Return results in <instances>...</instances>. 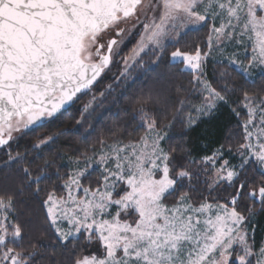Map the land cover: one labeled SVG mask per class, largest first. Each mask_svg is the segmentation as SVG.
<instances>
[{
	"label": "snow or ice",
	"instance_id": "6c2138e0",
	"mask_svg": "<svg viewBox=\"0 0 264 264\" xmlns=\"http://www.w3.org/2000/svg\"><path fill=\"white\" fill-rule=\"evenodd\" d=\"M205 23L211 25L207 50L196 44L166 52L168 42L179 44L185 30ZM137 25L143 31L123 58L121 75L149 51L157 60L168 55L182 63L207 93L194 107L197 115L187 114L189 129L201 117L212 118L236 91L228 67L247 77L253 68L264 69V0H0V147L59 119L78 94L91 90ZM245 38L252 47L247 63L238 51L227 52L228 42L244 47ZM214 53L217 63L228 66L219 72V87L206 78ZM240 91L247 116L243 142L235 153L220 144L201 157L198 171L187 154V163L177 162L183 145L165 147L164 129L172 125L148 110L151 94L136 99L141 135L124 142L120 137L130 133L117 127L111 143L101 137L98 151L93 146L91 155L69 157L66 179L56 169L66 194L52 191L41 200L38 229L40 237L51 229L61 246L71 244V255L56 264H264V241L255 240L256 218L264 214V178L256 182L247 174L256 164L264 177V88L241 85ZM60 134L37 135L33 149ZM5 156L0 169L8 170L12 182L0 186V264H37L39 237L21 217L30 215L28 200L44 191L53 161L29 162L26 153L10 147ZM201 173L208 195L196 187Z\"/></svg>",
	"mask_w": 264,
	"mask_h": 264
},
{
	"label": "trees",
	"instance_id": "16d2710c",
	"mask_svg": "<svg viewBox=\"0 0 264 264\" xmlns=\"http://www.w3.org/2000/svg\"><path fill=\"white\" fill-rule=\"evenodd\" d=\"M210 23L189 30L182 34L180 43H167L166 52L173 51L176 47L181 49H190L200 44L204 50H207L205 42L209 35ZM138 34L133 35L124 45L117 59L104 72L102 77L92 87V89L74 101L67 108L59 119L47 124L38 132H28L18 135L17 139L0 149V161L5 156L7 147H10L13 153L20 151L26 153L29 162L36 157L49 159L53 161L50 168L47 169L49 179L42 181L40 197L31 198L26 205L30 215L22 216L21 220L30 224L33 228V236L39 237L36 242L40 248L41 255L36 257L37 264H56V261H66L71 255L69 248L61 246L52 233L51 229L44 230V236L40 237L38 229L40 222L44 219V208L41 200L46 199L49 192L54 191L55 195H65V189L62 186V180L55 175L56 169H59L61 176L65 179V173L71 168L68 162L69 157H75L82 151H88L92 154V147L95 146L98 151V143L101 137L107 138L112 142L111 132L119 127L130 135H122L120 139L127 142L134 139L144 132L139 105L136 103L138 97L151 94L154 102L149 105V111L156 116L158 121L171 123L168 130V136L165 141V147L184 146V151L177 153L178 163H187L188 158H195L197 164L190 167L193 171L199 170V161L201 157L211 155L220 144L230 145L235 153V148L242 143L243 129L241 127L242 119H246V109L242 105V93L240 86L243 85L249 91H256L264 88V73L250 79L241 74L234 67H228L220 63L208 65V77L213 85L219 87V72L222 68L228 67L233 82L236 85V91L228 94V103H221L212 118L203 117L192 128L187 127V114L193 112L195 104L201 101V95L196 89V83L193 82V73L186 69L182 63L172 61L170 56L165 55L160 60L152 52L143 55V60L139 62L128 78L117 79L122 71L119 58L131 55L132 49L138 41ZM111 86V87H109ZM101 93L103 95L101 96ZM93 97L97 98V103L92 110L86 111ZM183 101V107L181 102ZM240 113L238 117L236 113ZM175 117V119H173ZM61 133L53 142L42 146L39 149H33L32 145L39 134ZM35 174V173H34ZM250 179L259 182L262 178L261 170L258 165L252 164L247 169ZM209 175V173H207ZM205 174L201 173L200 182L196 187L208 195L206 185L203 183ZM12 177L8 170L0 169V186L11 183ZM187 190V189H185ZM215 195V194H213ZM195 199H199L196 195ZM255 240L259 245L264 238V214L256 218ZM95 249H86L88 251Z\"/></svg>",
	"mask_w": 264,
	"mask_h": 264
},
{
	"label": "rangeland",
	"instance_id": "374dc122",
	"mask_svg": "<svg viewBox=\"0 0 264 264\" xmlns=\"http://www.w3.org/2000/svg\"><path fill=\"white\" fill-rule=\"evenodd\" d=\"M141 19L143 20V17H141ZM131 23H134V22H130L129 23V27H131ZM201 26H203V25H200V26H196V27H194V28H191V29H187V30H185V32H187V31H189V30H193V29H197V28H199V27H201ZM143 31V29H142V25H137V27L127 36V37H125V42H124V44L121 46V49H120V53H121V51H122V48L124 47V45L130 40V38L133 36V35H135V34H138L139 35V37H138V40H139V38H140V33ZM184 32V33H185ZM168 43H172V42H168ZM245 48L247 49V51H245ZM233 51H238L240 54H239V56H238V59H240V60H243L245 63H247V57H250V55H251V52H252V47H251V42L250 41H248L246 38H245V42H244V47H241L240 45H238V44H236V42L235 41H232V42H228V46H227V52H233ZM150 52V51H149ZM120 53H119V55H120ZM118 55V56H119ZM142 56L144 55L143 53L141 54ZM124 57H126V56H124ZM123 57V58H124ZM123 58H119V61H121V68H122V71H121V73L124 71V68H125V65H124V63H123ZM117 59V56H115L114 58H113V62L115 61ZM219 59V56L216 54V53H214L213 54V58H211V59H209L208 60V62H207V68H208V65L209 64H212V63H217V60ZM139 60H138V62L137 63H131L130 62V67L128 68V74L126 75V76H122L121 75V73H120V77L117 79V81H116V83L120 80V79H124V78H128V77H130L131 76V73H132V70L136 67V66H138L139 65ZM237 70H239L238 68H236ZM240 71V70H239ZM251 72H252V76L251 77H249L250 79H253V78H255L257 75H259V74H263L264 73V69H261V68H259V67H257V68H253V69H251L250 70ZM208 80H209V77H208V69H207V77H206ZM196 89H197V91L200 93V95H201V101L199 102V103H197V104H195V106H199V105H201L203 102H204V96H206L207 95V93H201V91H200V85H198V84H196ZM96 103H97V98H95V99H92L91 101H90V103L88 104V106H87V110L86 111H89V110H92L93 108H94V106L96 105ZM194 106V107H195ZM194 107H193V112H192V115L193 116H195V115H197V113L195 112V110H194ZM203 117H201L200 119H202ZM165 132H167V136H168V130H164ZM166 141V140H165ZM165 143V142H164ZM225 158L226 159H229V160H231L232 161V163H239V157L237 156V157H235V158H233V156H230V155H228L227 153L225 154ZM68 162H69V159H68ZM70 164V163H69ZM72 167V165L70 164V168ZM209 167V170H208V173H209V175L208 176H211V168H210V166H208ZM263 241H264V238H263Z\"/></svg>",
	"mask_w": 264,
	"mask_h": 264
},
{
	"label": "water",
	"instance_id": "95a60500",
	"mask_svg": "<svg viewBox=\"0 0 264 264\" xmlns=\"http://www.w3.org/2000/svg\"><path fill=\"white\" fill-rule=\"evenodd\" d=\"M107 69H108V68H107ZM107 69H105V71H106ZM105 71H104V72H105ZM103 74H104V73H102L101 76L98 77L97 81L102 77ZM96 83H97V82H96ZM96 83H95V84H96ZM95 84H94V85H95ZM94 85H93V86H94ZM91 89H92V88H91ZM86 92H88V91H85L84 93H86ZM84 93H82V94H84ZM82 94H78V96H81ZM73 103H74V102H73ZM73 103H72V104H73ZM72 104H71V105H72ZM71 105H70V106H71ZM70 106H68V108H69ZM17 136H18V135H17ZM3 147H5V146H3ZM3 147H0V149L3 148Z\"/></svg>",
	"mask_w": 264,
	"mask_h": 264
}]
</instances>
